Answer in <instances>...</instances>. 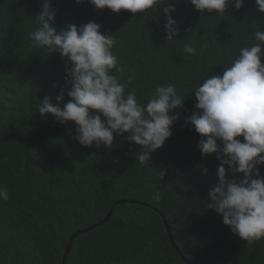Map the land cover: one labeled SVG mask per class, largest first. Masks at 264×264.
<instances>
[{"label": "trees", "instance_id": "obj_1", "mask_svg": "<svg viewBox=\"0 0 264 264\" xmlns=\"http://www.w3.org/2000/svg\"><path fill=\"white\" fill-rule=\"evenodd\" d=\"M43 2L0 0V187L10 197L0 200V264H63L71 236L82 231L65 264H264V240L248 244L205 208L220 162L202 155L200 135L185 124L197 111L195 87L222 76L239 49L256 42V29L264 30L255 0H244L239 11L230 4L223 17L174 0L180 31L171 43L162 13L157 21L154 13L51 0L58 29L94 21L103 34L114 35L124 81L141 103L167 83L184 96L183 109L171 113L180 116L173 135L144 167L136 163L134 143L116 136L111 149L85 148L72 138L74 122L65 126L38 113L45 95L54 98L68 87L59 53L34 48L29 39ZM185 43L197 54L184 53ZM159 170H166L163 180ZM229 178L243 177L229 172ZM156 191L163 193L158 203Z\"/></svg>", "mask_w": 264, "mask_h": 264}, {"label": "clouds", "instance_id": "obj_2", "mask_svg": "<svg viewBox=\"0 0 264 264\" xmlns=\"http://www.w3.org/2000/svg\"><path fill=\"white\" fill-rule=\"evenodd\" d=\"M85 2L97 10L114 13H154L157 21V13H162L166 18V43L179 40V23L172 16L176 11L174 0H77L78 4ZM189 2L200 13H216L220 17L228 12L230 4L237 11L244 5V0ZM255 3L258 12L264 14V0ZM56 15L51 0H44L34 17L36 27L29 39L34 48L59 53L66 65L68 87L54 98L45 95L37 105L38 113L44 119L50 115L65 126L74 122L72 138L85 148L111 149L116 136L126 139L139 146L136 163L147 166L152 153L173 135L171 129L180 116L171 113L183 109L184 96L175 84L167 83L158 85L147 102L141 103L136 90L129 91L124 81L126 68L113 52L117 43L114 35L103 34L94 21L58 29ZM253 36L256 42L241 47L222 76H209L195 87L192 97L197 101V111L185 119V124L192 125L201 137L197 147L202 155H214L220 162L218 183L209 190L205 208L220 215L223 224L248 244L264 240V175L260 172L264 166V30L256 29ZM207 47L201 45L200 53ZM183 51L197 54L196 48L187 43ZM229 172L243 178H229ZM159 175L163 180L166 170H159ZM9 198L7 188L0 187V200L6 202ZM162 198L160 191L152 194L157 203Z\"/></svg>", "mask_w": 264, "mask_h": 264}, {"label": "water", "instance_id": "obj_3", "mask_svg": "<svg viewBox=\"0 0 264 264\" xmlns=\"http://www.w3.org/2000/svg\"><path fill=\"white\" fill-rule=\"evenodd\" d=\"M110 216H111V213L105 218V220H104L102 223L107 222L108 219L110 218ZM164 222H165V225H166V228H167L168 233H170V229H169V227H168V224H167V222H166L165 217H164ZM102 223H99V224H97V225H100V224H102ZM82 232H85V231H82ZM82 232H77L76 234H74V235L71 236L70 243H69V245H68V247H67V249H66V252H65V254H64L63 264H65V261H66V259H67V256H68V254H69V252H70V250H71V246H72V242H73V240H74L77 236H79V234H81ZM170 239L172 240L171 237H170ZM173 245H174V244H173ZM174 247H176V246L174 245Z\"/></svg>", "mask_w": 264, "mask_h": 264}]
</instances>
